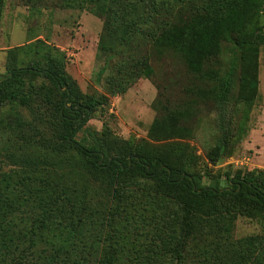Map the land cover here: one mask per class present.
I'll return each mask as SVG.
<instances>
[{
    "label": "trees",
    "instance_id": "1",
    "mask_svg": "<svg viewBox=\"0 0 264 264\" xmlns=\"http://www.w3.org/2000/svg\"><path fill=\"white\" fill-rule=\"evenodd\" d=\"M58 1L103 18L95 81L105 78L106 92L82 93L69 81L62 53L50 47L43 59L9 62L0 74V264H184L192 238L209 233L217 252L228 248L235 255L229 264H264V234L232 238L239 215L264 219V169L228 167L213 175L200 169L186 141L193 137L195 104L206 103L218 112L219 134L204 166L234 152L241 136L230 114L235 81L238 98L252 102L264 0ZM226 42L236 52L230 63L220 57ZM168 56L184 65V98L153 120L148 135L154 141L109 143L93 132L88 121L109 104L108 94L125 93L141 77L153 79V61ZM38 99L50 116L30 108ZM23 107L34 109L31 119ZM48 119L52 123L39 126ZM63 161L95 189L51 178ZM205 175L209 184L202 183ZM139 181L149 203L171 205L161 211L151 205L158 241L141 251L123 234L130 197L143 191ZM98 189L115 201L106 211L94 203Z\"/></svg>",
    "mask_w": 264,
    "mask_h": 264
},
{
    "label": "rangeland",
    "instance_id": "2",
    "mask_svg": "<svg viewBox=\"0 0 264 264\" xmlns=\"http://www.w3.org/2000/svg\"><path fill=\"white\" fill-rule=\"evenodd\" d=\"M260 24H264V14L261 16ZM102 28L103 18L88 7L61 6L58 0H2L0 74L7 73L9 62L20 64L21 61L42 58V54L50 47L52 53L56 54V50L62 53L64 71L69 81L82 93L95 90L106 92L105 78L102 79L101 85L95 81V72L101 65L97 58V46ZM235 54L234 46L226 42L220 57L224 62L230 63ZM258 61L257 95L252 102L238 98V78L235 81L230 114L233 124L240 126L241 136H237L233 144L234 152L217 165L209 164L208 168L204 166L205 154L215 144L219 134L218 112L206 103L195 104L196 115L192 120L193 137L186 141L194 147L202 171L209 170L216 175L220 170L228 167L233 170L264 169V45L260 46ZM153 64L156 70L153 79L141 77L125 93L108 94L109 104L103 109H97L88 121L87 125L93 132H97L99 136H106L109 143H114L116 139L126 140L129 143L137 142L142 138L154 141L148 135L150 126L156 116L161 112L163 115L166 113L167 106L174 108L175 103L184 98L181 88L186 83V71L182 62L171 56L163 57L160 61H153ZM42 81L44 80H38V83ZM30 108H36L41 114L50 116L43 100L34 101ZM30 108L21 109L29 119L34 116V109ZM50 123L52 120L48 119L39 126ZM79 137L81 133L78 134L77 138ZM0 159H2L1 156ZM50 177L74 186L82 187L85 183H89L93 189L97 186L90 180H86L84 175H78L71 170L64 161L60 163V166L52 169ZM208 177L203 176V184L210 183ZM138 184L143 187V191L137 193L135 191V196L130 197L126 207L129 211L128 216L127 218L123 216L124 222H127L126 219L130 222L123 230V234L130 237L136 247H139L138 251H141L140 248L142 249L151 240L158 241L156 235L151 232L157 219V216L153 218L152 215L156 211H161L163 205L168 208L171 205L164 202L149 203L151 197H147L144 181H139ZM103 193L98 189L94 203H97L96 207L104 208L106 211L114 205L115 201ZM151 205L157 207L156 211L151 210ZM144 219L147 222L146 225L143 222ZM233 226V240L264 234L263 218L239 215ZM213 240L210 233L192 238L184 255V264H229L236 259L228 248H222L217 252ZM224 251L226 254H223ZM210 259L212 261L208 263Z\"/></svg>",
    "mask_w": 264,
    "mask_h": 264
},
{
    "label": "water",
    "instance_id": "3",
    "mask_svg": "<svg viewBox=\"0 0 264 264\" xmlns=\"http://www.w3.org/2000/svg\"><path fill=\"white\" fill-rule=\"evenodd\" d=\"M65 90H66V88H65V87H63V88H62V91H65ZM68 105H69V106H71L70 104H68Z\"/></svg>",
    "mask_w": 264,
    "mask_h": 264
}]
</instances>
